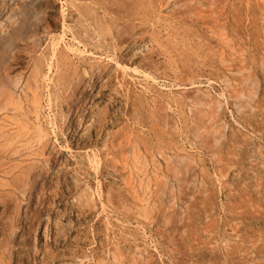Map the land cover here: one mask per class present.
Instances as JSON below:
<instances>
[{"label": "rangeland", "instance_id": "obj_1", "mask_svg": "<svg viewBox=\"0 0 264 264\" xmlns=\"http://www.w3.org/2000/svg\"><path fill=\"white\" fill-rule=\"evenodd\" d=\"M0 264H264V0H0Z\"/></svg>", "mask_w": 264, "mask_h": 264}]
</instances>
